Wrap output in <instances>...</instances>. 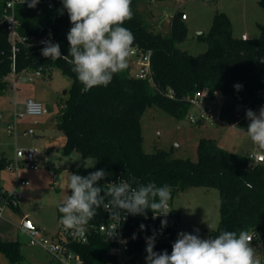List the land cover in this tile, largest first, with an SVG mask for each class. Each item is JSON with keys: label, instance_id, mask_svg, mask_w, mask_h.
<instances>
[{"label": "trees", "instance_id": "obj_1", "mask_svg": "<svg viewBox=\"0 0 264 264\" xmlns=\"http://www.w3.org/2000/svg\"><path fill=\"white\" fill-rule=\"evenodd\" d=\"M139 1L132 0L134 16L123 26L133 33L134 44L152 50L151 80L132 76L128 64L126 70L114 75L107 87L84 91L71 71L72 65L64 59L44 57L37 41L46 34L57 39L62 56L68 54L67 34L72 25L62 1L53 9L42 4L35 8H29L28 3L16 5L18 30L28 40L16 55V71L40 69L42 76L58 67L71 79L70 93L56 120L66 136L62 153L70 156L76 152L84 161L93 158L96 162L93 166L73 168V173L88 175L104 169L109 176L99 182L102 188H107L109 180H130L132 177L143 184H167L171 199L192 187H216L220 193V220L216 229L208 231V238L225 230L237 233L246 230L255 233V241L264 242V162L251 163L248 155L223 148L211 138L199 139L197 161L176 158L165 149L147 153L142 147L140 124L144 108L151 104L177 119L184 118L193 106L191 97L201 89L208 92L211 100L220 93L253 109L264 106V23L259 25V37L238 38L233 35L230 18L218 12L208 34L201 37L208 48L193 55L177 46L187 36L183 18L174 14L170 31L164 34L156 29L151 14L139 9ZM6 2L0 0V19L6 12ZM259 3L264 10V0ZM11 54L6 26L0 24V95L11 89ZM236 84L242 88L237 90ZM9 163L6 157L0 159V167ZM0 195H4L1 187ZM9 198L10 195L7 200ZM124 215L126 213L121 216ZM58 216H61L59 212ZM177 218L175 208L168 218L157 216L153 219L150 210L147 218L129 214L123 225L131 235L134 255L138 258L142 255L146 249L145 238L154 233V251L166 250L171 254L173 224ZM163 219L167 220L166 227L161 226ZM107 221L108 213L101 207L90 223L99 225ZM141 224L145 229L141 230ZM69 246L81 256L84 264H109L116 260L115 255L108 252L110 242L96 232L90 233L88 242ZM0 250L11 261L23 258L18 240L0 238Z\"/></svg>", "mask_w": 264, "mask_h": 264}, {"label": "rangeland", "instance_id": "obj_2", "mask_svg": "<svg viewBox=\"0 0 264 264\" xmlns=\"http://www.w3.org/2000/svg\"><path fill=\"white\" fill-rule=\"evenodd\" d=\"M259 1L140 0L139 9L149 12L151 20L160 26L164 34L170 31L172 15L185 14L183 20L187 27V36L177 46L197 55L208 48L207 42L201 37L208 34L218 12H224L230 18L235 37L241 38L243 33L249 38L259 37L261 33L259 25L264 23V10ZM130 67L131 75L136 77L138 66L130 62ZM34 78V81L22 78L15 93L9 90L6 94L0 95V112L4 114L3 122L0 124V159L6 157L10 163L16 162L19 150L29 147L37 150L38 165V170L22 166L18 174L9 169L8 165L0 167V187L4 192V195H0V206L3 207L0 238L5 241H10L4 238L8 233L25 230L22 226L25 218L42 230L47 237L56 239L60 235L61 226L57 204L69 194L66 189L69 173H73L72 169L81 165L93 166L96 163L93 158L84 161L76 152H72L70 156L62 153L66 136L57 126L56 120L70 93L71 79L58 67L53 68L50 73ZM28 97L44 102L49 111L37 118L38 124H34L33 118L30 117L19 119L18 124L22 123L24 129L31 128L34 134L23 135V128L18 125L16 139L8 132L5 122L13 118L14 111L25 110L24 100ZM218 99L220 120L208 123L190 121L189 115L198 113L195 106L191 107L187 116L177 119L157 105H147L140 118L144 151L152 153L158 149H165L176 158L197 161L199 139L211 138L234 153L264 154V149L254 145L247 136L249 121L243 111L239 113L236 111L235 100L228 96H217V101ZM261 107L264 106L250 109L258 114ZM249 159L251 163H256ZM17 176L29 184L15 186ZM13 192L20 196L17 205L7 204V196ZM169 202L178 212V218L173 224L171 238L173 243L177 240L178 233L196 235V230H199L198 237L207 239L208 231L216 229L219 225L220 193L216 187H192L179 193ZM21 243L23 247L28 246L23 239ZM252 246L255 247L257 258L261 261V246L257 243ZM22 254L24 256L22 259L11 261L0 250V264H64L59 258L41 248L31 247L26 253L22 251ZM146 255L144 251L139 257L140 264H146ZM261 264L264 262L261 261Z\"/></svg>", "mask_w": 264, "mask_h": 264}, {"label": "clouds", "instance_id": "obj_3", "mask_svg": "<svg viewBox=\"0 0 264 264\" xmlns=\"http://www.w3.org/2000/svg\"><path fill=\"white\" fill-rule=\"evenodd\" d=\"M25 2L29 8H35L40 0H23ZM131 4L132 0H62L72 25L67 34L68 54L62 56L60 45L50 39L42 42L45 46L41 54L53 60L64 59L72 65L71 71L84 91L107 87L114 75L128 67L135 38L123 25L134 16ZM234 87L240 90L242 85ZM246 118L249 121L247 136L254 145L264 149V107L258 114L251 109L246 110ZM254 155L252 153L250 157L254 158ZM107 176L109 173L104 169L88 175L69 173L66 189L70 194L58 202L57 209L61 214L60 224L74 237L86 235L90 221L101 207L108 213L109 220L103 229L105 238L116 235L122 213H126L123 221L129 214L147 218L148 210L153 213V219L167 217L172 198L169 185L143 184L132 177L118 183H107V188H102L99 182ZM161 226H167L166 219L161 220ZM140 228L145 229V225L141 224ZM145 239L146 264H261L252 246L253 237L246 230L239 233L225 230L207 239L180 232L172 244L171 254L166 250L154 251L155 233Z\"/></svg>", "mask_w": 264, "mask_h": 264}, {"label": "built area", "instance_id": "obj_4", "mask_svg": "<svg viewBox=\"0 0 264 264\" xmlns=\"http://www.w3.org/2000/svg\"><path fill=\"white\" fill-rule=\"evenodd\" d=\"M62 0H40L38 4L45 5L49 9H53L59 2ZM27 2L23 3V0H7L6 2V12L3 17L0 19V24H5L7 32H8V39L11 44V58H12V77H11V89L16 92L19 82L22 78L27 79L28 81H34V77L41 76L40 69L29 70L27 68L22 69L20 72L16 71V55L20 50L21 45H27L28 40L25 36H22L18 30V22L15 17V7L18 4H26ZM243 39H248L249 37L246 34L242 35ZM51 40L52 43H58L57 39L53 35L46 34L42 36L38 41L37 45L39 48L43 49L45 46L42 42ZM59 44V43H58ZM151 49H144L139 45L134 44L132 48V52L129 56L132 63H135L138 66V71L136 77L142 79H152V68H151ZM216 96H222L220 93H216ZM213 100L210 99V95L205 89H201L195 92V94L191 97L192 105L198 108V113L190 114L189 119L191 122L197 123H208L218 121V107L215 105ZM250 109L249 106H243L242 110L246 114V110ZM48 108L44 102L34 98L28 97L25 100V110L23 111H14L13 118L10 121L5 122L6 128L9 133L14 135L17 138L18 131H19V124L18 120L23 119L25 117L33 118V123L38 124L37 118L45 115L48 113ZM4 114L0 112V124L3 122ZM23 135H32L34 131L29 129L23 130ZM254 153V158L250 157V154ZM249 158L254 160L256 163L264 162V154L261 152H250L248 154ZM37 159V150L35 148H23L19 150L18 158L16 162L9 163L8 167L12 171H15L18 174L20 167L25 166L32 170H38V165L36 163ZM120 180H125L123 178H117L109 180L107 183H118ZM29 182L23 179H19L17 176L15 186L19 185H28ZM108 186V185H107ZM20 196L16 195L13 192L10 195L9 200H7V204L17 205L18 199ZM172 207L170 206L169 202V213L168 218L171 214ZM3 214V207L0 206V218ZM163 217V216H161ZM109 223L107 222L101 223L99 225H94L89 223L87 227L86 235L82 238L74 237L69 230H65L64 227L60 226V235L56 239H50L46 236V234L38 229V228H25V231L28 236V241L31 245L37 246L43 250H46L53 254L55 257L59 258L60 261L64 264H84L83 259L81 256L73 251L70 248V244L72 243H86L89 241L90 233L96 232L100 234L105 240L110 242V246L108 248V252L112 255H115L116 260L109 264H140V260L137 256L134 255L132 251V238L129 233V230L124 227L123 225V216H121L120 226L117 230L115 236L111 238H105L104 234V226ZM253 240L261 246V261L264 262V242L263 240H256L255 241V233H249ZM126 241V242H125ZM125 256V257H123Z\"/></svg>", "mask_w": 264, "mask_h": 264}, {"label": "crops", "instance_id": "obj_5", "mask_svg": "<svg viewBox=\"0 0 264 264\" xmlns=\"http://www.w3.org/2000/svg\"><path fill=\"white\" fill-rule=\"evenodd\" d=\"M176 14V13H175ZM174 15H172V17H173ZM172 17H171V19H172ZM171 19H170V27H171ZM156 29L158 30V31H160V32H162V30L160 29V26L158 25V24H156ZM163 33V32H162ZM243 34H246V33H243ZM242 34V35H243ZM247 35V34H246ZM248 36V35H247ZM242 37V36H241ZM130 62L132 63V61H131V59H128V64L130 65ZM219 97V96H218ZM220 97H222V96H220ZM27 99V98H26ZM25 99V100H26ZM25 100H24V102H25ZM214 103H215V105L218 107V117H219V120H220V103H219V99H218V101H217V96L215 97V100L213 101ZM11 119H8L7 121H10ZM19 126H23V124L22 123H19ZM23 128V130H24V127H22ZM17 139V138H16ZM21 186H24V185H21ZM27 186V185H26ZM1 234V233H0ZM9 236V237H8ZM4 238H6V239H10V241H20V243H21V239H23L25 242H26V244L28 245V246H24L23 247V244L21 243V249H22V251L23 252H27V250L29 249V248H31V247H33V248H39V247H37V246H33V245H31L30 243H29V241H28V236H27V233H26V231L24 230V231H16L15 230V232H11V233H8V235H7V237H4ZM31 246V247H30ZM24 257V256H23Z\"/></svg>", "mask_w": 264, "mask_h": 264}, {"label": "water", "instance_id": "obj_6", "mask_svg": "<svg viewBox=\"0 0 264 264\" xmlns=\"http://www.w3.org/2000/svg\"><path fill=\"white\" fill-rule=\"evenodd\" d=\"M177 15L180 16V17H182V18L185 16V14H183V13H178ZM242 108H243V105H242V104H236V111H237L238 113L241 112ZM55 176H57V174H55ZM22 226H23L24 228H37L34 224H32V223L30 222V220H29L28 218H25V219L23 220V222H22ZM196 235L199 236V230H196ZM169 238H170V236H168V239H169Z\"/></svg>", "mask_w": 264, "mask_h": 264}]
</instances>
